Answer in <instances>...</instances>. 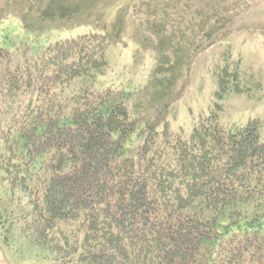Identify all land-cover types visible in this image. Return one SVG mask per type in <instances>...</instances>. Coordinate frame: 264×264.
<instances>
[{
    "label": "trees",
    "instance_id": "16d2710c",
    "mask_svg": "<svg viewBox=\"0 0 264 264\" xmlns=\"http://www.w3.org/2000/svg\"><path fill=\"white\" fill-rule=\"evenodd\" d=\"M22 2L24 25L38 30L84 25L97 4ZM142 5L147 33L135 23L132 67L143 81L108 78L124 12L111 30L44 49L0 47L1 241L46 248L56 264H264L260 120L226 129L216 102L189 132L172 129L191 56L210 40L186 29L220 22L184 25L179 15L177 40L171 6ZM232 53L229 44L216 97L262 91Z\"/></svg>",
    "mask_w": 264,
    "mask_h": 264
},
{
    "label": "rangeland",
    "instance_id": "374dc122",
    "mask_svg": "<svg viewBox=\"0 0 264 264\" xmlns=\"http://www.w3.org/2000/svg\"><path fill=\"white\" fill-rule=\"evenodd\" d=\"M22 1L24 0H0V47L15 50L21 45H27L31 51L44 49L59 39L74 37L93 29L104 31L100 29L105 23L111 30L119 15L124 12L125 14L121 16L125 19L126 36L124 43L117 45L114 50L112 58L114 70L112 69L108 78L116 84H127L130 79L135 81L145 79L146 71L132 67L136 47L133 37L137 30L134 28L135 23L142 22L140 24L143 28L140 34L147 33L144 28L147 22L145 14L147 7L142 5L140 8L138 5L151 0H101V2L93 0L91 3L97 4L84 25L71 28L53 25L40 30L24 25L20 14L27 7L21 6ZM152 1L159 9L163 6H171L169 13L167 12L172 18L168 33L173 31L172 34L177 35L175 38L177 40L182 37V32L174 30L177 25L176 20H180L179 15H184L182 20L184 25L200 24L199 22L206 21L207 17L209 20L216 19L220 22L218 27L210 30L213 32H208L206 29L208 27H203L202 31L196 26L186 29L185 33L188 35H197L199 38L209 35L210 40L200 52L191 56L187 67L189 71L177 95L178 114L176 119L172 120V129L189 132L192 123L200 116L208 114L215 103L219 102L222 104L219 122L224 128L233 129L246 124L249 120L258 119L261 122L260 137L264 140V88L262 91H254L252 96L230 93L223 99H218L215 95L216 72L218 67L224 64L222 55L229 44L234 54L233 58L240 55L243 69L248 75L264 80V0ZM135 8L139 9L135 11ZM31 18L35 20L33 13ZM157 43L161 49L160 40H157ZM123 69L125 73L122 72ZM126 70L130 73H126ZM261 230L264 232V220ZM18 239L13 246L8 247L2 243L0 237V264H56L46 248L30 247Z\"/></svg>",
    "mask_w": 264,
    "mask_h": 264
}]
</instances>
